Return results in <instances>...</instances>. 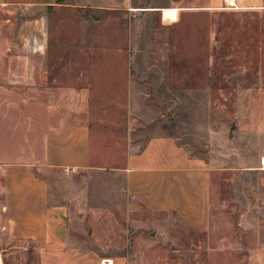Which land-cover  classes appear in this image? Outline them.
<instances>
[{
    "label": "rangeland",
    "instance_id": "obj_1",
    "mask_svg": "<svg viewBox=\"0 0 264 264\" xmlns=\"http://www.w3.org/2000/svg\"><path fill=\"white\" fill-rule=\"evenodd\" d=\"M11 1L0 10V52L23 59L0 76V124L26 145L30 126L44 125L52 108L91 127L93 171L39 174L53 192L76 195L71 180L86 178L92 192L109 195L112 182L123 180L114 169L130 147L171 137L207 166L209 230L196 233L140 208L130 213L120 203L118 230L134 232L129 221L140 218L165 229L134 232L129 245L120 236L123 254L133 264H250L264 253V9L221 0ZM35 35L43 57L37 73L28 55ZM1 224L0 264H39L35 245L12 241Z\"/></svg>",
    "mask_w": 264,
    "mask_h": 264
},
{
    "label": "crops",
    "instance_id": "obj_2",
    "mask_svg": "<svg viewBox=\"0 0 264 264\" xmlns=\"http://www.w3.org/2000/svg\"><path fill=\"white\" fill-rule=\"evenodd\" d=\"M216 1L208 0V5L213 6ZM228 1L233 2L231 7L264 9V0H221L227 5ZM15 4L0 0V10ZM49 28L47 24L44 56L47 74L52 70L53 59L49 51ZM32 38L28 55L35 60L31 71L37 73L38 60L43 57L38 50V36ZM0 59L3 60L0 76L5 77L7 71L16 72L17 59L20 61L23 57L20 52L2 49ZM6 60L12 62L8 65ZM35 120L31 118L29 122ZM41 123L44 125L30 126L27 145L17 143L7 132L6 122L4 126L0 124L1 225L12 241L35 245L39 264H133L123 254L119 237L129 245L134 232L143 234L154 229L164 233L165 229L158 222L140 218V221H129L131 227H136L134 232L133 228L118 230L114 225V210L121 205L130 213L140 208L151 214H166L196 233L209 230V171L203 161L190 156L175 139L154 137L138 150L130 147L122 164L114 169L115 175L123 180L112 182L109 195L92 192L91 181L80 178L72 179L69 186L77 188L76 195L64 196L53 192L47 179L39 174L56 171L83 176L93 171L91 127L82 116L81 123L59 118L53 108L47 110ZM250 264H264V253H254Z\"/></svg>",
    "mask_w": 264,
    "mask_h": 264
},
{
    "label": "bare ground",
    "instance_id": "obj_3",
    "mask_svg": "<svg viewBox=\"0 0 264 264\" xmlns=\"http://www.w3.org/2000/svg\"><path fill=\"white\" fill-rule=\"evenodd\" d=\"M228 5L229 6H233V2L232 1H228ZM263 165H264V159H263Z\"/></svg>",
    "mask_w": 264,
    "mask_h": 264
}]
</instances>
